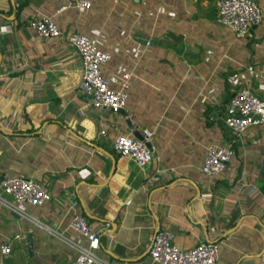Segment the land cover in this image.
<instances>
[{"label": "crops", "instance_id": "crops-1", "mask_svg": "<svg viewBox=\"0 0 264 264\" xmlns=\"http://www.w3.org/2000/svg\"><path fill=\"white\" fill-rule=\"evenodd\" d=\"M253 1L262 21L236 38L216 0H0V177L32 178L51 195L28 212L84 243L69 227L81 213L111 264H159L148 254L159 230L184 249L217 243V264H264V126L237 137L222 119L239 88L264 98V0ZM41 14L59 37L28 25ZM75 32L111 53L103 75L131 73L120 112L84 104ZM143 128L154 157L139 167L112 140ZM210 143L234 150L216 179L200 172ZM3 243L12 253L0 250V264H75L73 248L0 207Z\"/></svg>", "mask_w": 264, "mask_h": 264}, {"label": "built area", "instance_id": "built-area-1", "mask_svg": "<svg viewBox=\"0 0 264 264\" xmlns=\"http://www.w3.org/2000/svg\"><path fill=\"white\" fill-rule=\"evenodd\" d=\"M91 0H77V6H90ZM217 22L228 28L236 38H244L252 26L259 24L263 10L253 0H216ZM35 32L43 38L59 37L61 31L52 16L36 15L28 20ZM80 60V81L78 92L87 107L120 112L127 101L130 72L121 76L103 75L102 67L110 60L111 53L99 48L85 34L72 33L67 37ZM148 43V42H147ZM212 119V118H211ZM226 127L235 136H241L251 126H264V98L255 94L249 87L239 88L229 98L222 117ZM99 134L106 136L103 123L99 124ZM154 132L149 128L141 130V137L132 133L119 134L112 140L113 150L122 158L131 159L139 167H145L154 157ZM234 154L231 143H210L202 154L200 172L207 178L216 179L226 168ZM2 150L0 148V156ZM51 199V195L40 182L32 178L18 176L0 177V207L19 218L31 221L55 238L73 248L76 252L75 264H111L99 254L100 236L79 212L75 211L69 227L85 241L81 243L67 236L57 227H51L32 216L28 205L40 206ZM76 204L72 208H75ZM1 253L10 255L9 243L0 245ZM152 262L159 264H217L218 244L199 241L188 249L173 243L169 230H159L153 236L148 251Z\"/></svg>", "mask_w": 264, "mask_h": 264}, {"label": "water", "instance_id": "water-1", "mask_svg": "<svg viewBox=\"0 0 264 264\" xmlns=\"http://www.w3.org/2000/svg\"><path fill=\"white\" fill-rule=\"evenodd\" d=\"M140 137H141V136H140ZM140 137H139V138H140Z\"/></svg>", "mask_w": 264, "mask_h": 264}]
</instances>
